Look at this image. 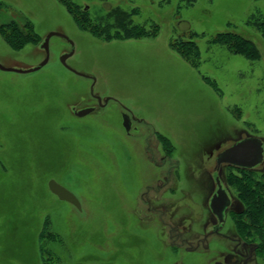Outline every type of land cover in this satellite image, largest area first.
Returning a JSON list of instances; mask_svg holds the SVG:
<instances>
[{
  "label": "rangeland",
  "instance_id": "1",
  "mask_svg": "<svg viewBox=\"0 0 264 264\" xmlns=\"http://www.w3.org/2000/svg\"><path fill=\"white\" fill-rule=\"evenodd\" d=\"M65 1L0 0L11 38L0 29V66L34 68L46 36L65 37L50 38L38 71L0 70V264H243L241 247L226 254L221 239L208 254L190 250L213 219L218 183L242 208L249 176L264 203V0ZM224 33L250 42L257 58L215 42ZM189 43L194 67L175 51ZM70 53L68 70L60 57ZM93 97L107 104L69 115L68 105L93 106ZM122 109L134 119L129 131ZM248 138L262 144L258 165L217 166ZM258 231L249 229L259 246L245 264H264Z\"/></svg>",
  "mask_w": 264,
  "mask_h": 264
},
{
  "label": "flooded vegetation",
  "instance_id": "2",
  "mask_svg": "<svg viewBox=\"0 0 264 264\" xmlns=\"http://www.w3.org/2000/svg\"><path fill=\"white\" fill-rule=\"evenodd\" d=\"M93 100L96 101V104L93 106L88 105L85 108L75 109L73 104H70L67 106L66 109L68 110L69 106H71L69 108V111H68L69 115L72 117L74 116L77 118H82V117H85V115H89V114H92L93 112H96L100 108H103L104 104L105 105L107 104V101L102 103L101 101H99V99L97 101V99L94 97H93ZM82 110H91V111L89 113L85 114L84 116H78L77 112L82 111ZM123 111L128 112L126 109L121 110L122 117H123V120H122L123 125L122 126H123L124 130L126 129V127H128V130H126V131H129V129L132 126V123L134 122V119L132 116H130V114L123 113ZM124 124L126 126H124ZM263 178H264V175H263ZM164 183L162 184L163 186H164ZM217 187H218V185H217ZM221 189H222V186H221ZM222 190L224 191V193L228 199V202L225 200V198H220V200H218L219 208L221 207L220 204L227 203V206H225L222 210V220H219L218 216L215 215V213L212 211V209L210 207L211 201L214 198V195L216 193L213 191V195L210 197L209 205H208V208L210 211V216L213 219L209 223L206 224V228H204V231H203V229L200 230V233L198 235V239L194 243L195 244L194 247L191 250L190 249L189 250L194 252V254L197 256H202L203 254H208V253H210L209 249H210V246H212V240L214 238L215 239H221L227 243V245H226L227 246V253L226 254L230 253L232 255L233 254L237 255L238 254L237 249H239L241 247V250H243L241 252L242 262H243V264H245V262L247 260H249V256L247 254L248 249L250 248L249 246L255 245L254 248L252 247L253 252H254L253 254H256V252L258 251V246H259L258 244L259 243L249 241V238L251 235H256V234L250 235L249 229H252V228L256 229V225L254 222H251V220L253 218H251L252 216L249 213V206L246 205V207H242V208H239L236 206L232 207V202H234V201L232 200L231 194L229 193L228 190L227 191L225 189H222ZM252 202H253L252 200L247 201V203H252ZM219 208L217 207L218 210H219ZM230 208L232 209L231 211H230ZM226 212H227V215L225 214ZM228 221L233 226L232 230L230 232V229H229V232L222 233V230L224 229V227L226 226V223ZM260 222L261 223H260L259 227H260L261 231L264 232V215L262 216ZM208 224H210L211 227H208L209 226ZM164 225H165V227H167L168 231L170 232V228H172V227L169 225V223L164 222ZM241 227L243 228V232L240 233L237 230H240ZM212 235H214V236H212ZM259 236L260 235L258 234L257 237H259ZM176 239H177V237L170 238L172 243H176ZM260 241L261 242L263 241L262 236H261ZM260 241H258V242H260ZM221 254H223V253H221ZM222 257H224V256H221L218 259H214V260L211 259L207 264H223L220 261V259Z\"/></svg>",
  "mask_w": 264,
  "mask_h": 264
},
{
  "label": "water",
  "instance_id": "3",
  "mask_svg": "<svg viewBox=\"0 0 264 264\" xmlns=\"http://www.w3.org/2000/svg\"><path fill=\"white\" fill-rule=\"evenodd\" d=\"M52 36H58V37L65 38L62 35L57 34V33H51L46 36V38L44 39V42L41 45V48L45 51L46 57L44 58L42 63H40L38 66L31 68V69H27V70L4 68L0 66V70L4 72H13V73H22V74L38 71L48 62V59H49L48 44ZM70 55H72V53L64 54L60 57L61 65H63L68 70H71V69L67 67L66 59ZM90 111L91 110H82V111L77 112V115L84 116ZM124 126L126 125L124 124ZM126 130H128V127H126ZM262 154H263L262 144L259 140L254 139V138L244 139L234 144L230 148L219 153L216 158L217 166L219 167L222 164H227V165H231V166L238 167V168L250 169L258 165L262 161V158H263ZM48 189L54 196L57 197L58 200L71 204L76 209L80 210L81 206L77 198L70 191H68L67 189H65L64 187H62L55 181L49 182ZM220 198H225V200L228 202V199L224 191L221 189V186L218 183V190L215 193L214 198L211 201L210 207L212 211L215 213V215L218 216L219 220H222V210L225 206H227V203L220 204L221 207L219 208L218 200H220ZM217 207L219 208V210L217 209Z\"/></svg>",
  "mask_w": 264,
  "mask_h": 264
},
{
  "label": "trees",
  "instance_id": "4",
  "mask_svg": "<svg viewBox=\"0 0 264 264\" xmlns=\"http://www.w3.org/2000/svg\"><path fill=\"white\" fill-rule=\"evenodd\" d=\"M62 2L65 4L66 7L71 6V4L65 0H62ZM258 25L264 33V23H260ZM0 29L2 30L1 31L2 35L4 36L5 40L9 44V40L11 41L10 33H9V29H10L9 26H6V29L2 27H0ZM137 35L139 36L141 34L138 32ZM214 38H215L214 39L215 42L217 43H223V44L227 43L228 47H230L231 50L233 49V51L237 54L244 55L245 57L250 58V59H255L258 56V52L257 50H255L253 45L250 42L239 38L238 36L230 35L229 33H224V34H218ZM227 39H229V41H226ZM230 40H233V41H230ZM172 48L173 50L175 49L174 46H172ZM175 51L184 60L189 62L191 66L194 67L196 65L193 59L198 54L196 52V47L193 44L189 43L188 45H181L180 47H177V50ZM192 53L194 54L193 57L191 56ZM236 181L238 182V180ZM251 181L252 180L249 176H243V179H241V182L239 181L241 186L238 188V191L240 192L242 196L246 197L245 199H247L248 201L249 200L253 201L252 203H246V204L249 206V213L252 216L251 218H253L251 222L255 223L256 230H259L258 233L260 234L261 229L259 225L261 223L260 220L262 216L264 215V203L261 200L260 191H258L259 185H255L256 187H251L250 185Z\"/></svg>",
  "mask_w": 264,
  "mask_h": 264
}]
</instances>
